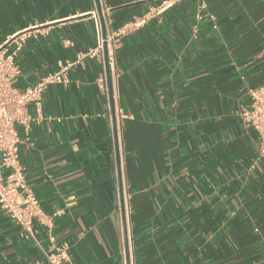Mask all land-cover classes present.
<instances>
[{
  "label": "crops",
  "instance_id": "1",
  "mask_svg": "<svg viewBox=\"0 0 264 264\" xmlns=\"http://www.w3.org/2000/svg\"><path fill=\"white\" fill-rule=\"evenodd\" d=\"M162 1L0 0V44L25 38L17 87L75 62L20 129L37 239L72 264H264V163L239 118L264 84V0H170L108 42L109 78L96 15L109 36ZM0 264H47L1 207Z\"/></svg>",
  "mask_w": 264,
  "mask_h": 264
},
{
  "label": "built area",
  "instance_id": "2",
  "mask_svg": "<svg viewBox=\"0 0 264 264\" xmlns=\"http://www.w3.org/2000/svg\"><path fill=\"white\" fill-rule=\"evenodd\" d=\"M199 2L200 8H204L203 0ZM170 4V0H163L160 5L126 22L109 36L103 33L100 17L96 15L97 44L88 54H102L109 41L115 42L116 37L139 30L145 26L150 16L164 12ZM24 39L17 34H11L0 44V207L14 218L21 236L39 246L47 264H72L68 245L53 246L46 250L37 239L36 225L49 227L50 217L28 183L21 160L20 129L29 133L34 122L43 120V96L47 87L55 83H68V71L75 62L59 61L56 72L21 89L16 85L22 73L17 58L23 48ZM108 62L115 67L113 50L108 52ZM99 83L105 89L104 78H100ZM247 94L250 96V103L241 109L239 118L244 126L255 132L258 160L264 163V84L248 88ZM30 104L34 106L35 116L29 112ZM122 264H130L126 248L123 249Z\"/></svg>",
  "mask_w": 264,
  "mask_h": 264
},
{
  "label": "water",
  "instance_id": "3",
  "mask_svg": "<svg viewBox=\"0 0 264 264\" xmlns=\"http://www.w3.org/2000/svg\"><path fill=\"white\" fill-rule=\"evenodd\" d=\"M105 55H106V68H107V74L110 78V72H109V63H108V54H107V48L105 47ZM127 243V242H126Z\"/></svg>",
  "mask_w": 264,
  "mask_h": 264
}]
</instances>
